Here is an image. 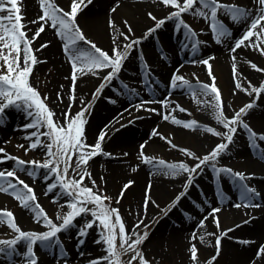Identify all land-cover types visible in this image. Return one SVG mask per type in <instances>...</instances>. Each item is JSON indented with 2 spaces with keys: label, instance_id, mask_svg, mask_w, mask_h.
Listing matches in <instances>:
<instances>
[{
  "label": "bare ground",
  "instance_id": "1",
  "mask_svg": "<svg viewBox=\"0 0 264 264\" xmlns=\"http://www.w3.org/2000/svg\"><path fill=\"white\" fill-rule=\"evenodd\" d=\"M51 2L65 11L70 10L71 0H51ZM86 2L87 0H85ZM221 2L251 9L253 14L258 7L255 0H221ZM21 3L23 4L21 7L23 22L27 25L30 38L39 27V24L30 23L37 20L38 16L42 14L39 0H21ZM113 7H116V11L111 13L110 10ZM171 11V8H165L158 0L156 2L154 0H92L91 4L83 7L76 22L89 40L111 55L112 49L115 47L112 40L114 35L117 36V43L123 50L125 44L130 43L133 39H141L145 32L154 26V21L149 18L148 13L161 19ZM182 18L185 21L186 17ZM219 19L228 24L227 28L232 35L223 39L221 43H216L211 31L205 28L195 29L199 37L198 41L201 42L198 52L189 55L187 50L186 53L184 52L185 54L183 53L181 60L176 56V52L181 50L178 43L172 44L166 38L164 40L167 43L161 48L156 45L157 48L153 47L150 41L151 44L147 42L148 40L134 46L124 61L118 78L114 79L97 98L95 109H93L90 121L86 125L85 138L89 145H94L102 130L106 131L107 135L102 142V153L90 161L97 167V171L108 185L120 188L121 191L124 185L132 182L124 192L122 199L126 201L127 219L135 220L134 223L132 222L133 227L137 223L138 217L143 218L144 223L148 220L150 217L148 211L153 206L165 202L168 198H175L188 178L187 173L175 176L165 175L163 171H157L151 164L138 162L136 159L141 155V145H145L143 153H146L154 163L164 160L167 164L183 162L193 166L196 162L189 160V157L181 152V149H186L200 157L205 151L211 150L219 139V137L200 129L212 127L219 132L226 131L216 123L213 109L212 111L204 109L203 112L197 113L190 112L186 105L187 96L180 93L183 87L171 88V77L174 72H177V69L179 70L177 74L182 75L188 82H198L199 85L211 84L212 79L208 75V67L195 61L212 57L209 63L215 82L217 81L215 86L220 94L224 98L228 96L233 105L241 103L240 108L255 100L256 106L249 110L243 120L254 132L264 134L262 132L264 131V93L256 98L255 93L249 96L244 91H240L235 87L237 81H234L232 72V57L235 56L239 82L245 88H247L248 82H251L253 86H259L261 82H264V72L255 71L251 64L264 69V56L256 48L250 47H241L232 53L230 49L235 40L243 35L247 22L233 23L224 16H220ZM109 20H112L117 28L129 35L128 41H124L108 26ZM125 21L132 28L131 34L128 33L124 25ZM206 27H209L208 23H206ZM168 29H177L174 21L166 22L156 33L165 34ZM179 31L181 32V30ZM253 39L255 40V37ZM257 43L260 44L259 41ZM43 44L48 46L40 51H35L40 49ZM32 46L36 57L39 56L51 68L48 73L47 87L57 117L69 110L70 103L72 104L71 110L78 106L81 99L85 98L88 92H92V85L97 79L95 76L106 75L109 71L104 70L97 75L78 74L75 101H71L69 97L72 88V69L68 55L63 52V42L57 37L55 30L46 25L45 31L40 34ZM78 46L83 49L88 48L83 42H80ZM175 47L177 51H175ZM260 47L264 48V44H260ZM153 48L159 51L156 52ZM159 54L166 59L162 60ZM138 56L147 60L152 74L145 69L142 61L137 59ZM190 59H193L194 62H188ZM141 71L145 76V83L143 82L144 76L139 79L142 75ZM199 85L191 86L198 88ZM167 88L170 89L169 93H167ZM57 93L60 94V99L57 98ZM201 98L202 101L208 100L214 103L212 96H201ZM164 100L169 102L167 108L163 107L161 103H148L144 107L155 109V112L143 109L137 111V106L141 105L143 101ZM176 105L186 111L173 110ZM225 112L228 117H232L227 111ZM164 115H170L182 122L194 120L199 127L195 130L186 129L182 125L172 123L171 120L165 121ZM28 122L23 112L12 107L6 109L3 117H0V148H3L7 154L14 156L12 147L30 143L26 137L33 130H25L24 127ZM154 129L158 131L159 135H151ZM160 135L171 140V144L167 140L161 139ZM173 144L176 145L175 148L172 147ZM257 144L258 148H250L247 133L242 128H238L233 143L218 158L216 162L219 164L216 165L217 167L230 168L250 177L243 183L255 188L259 193L251 201L252 204L260 205L259 207H234L237 203H244L241 200L238 182L235 180L232 186L228 184L224 190L221 185L215 189L217 194L218 192L223 193V199L218 195L214 196L215 190H211L209 184L214 180L220 182L226 175L222 174L217 177L211 171L210 165L205 166L203 171L193 179V184L187 190V195L176 204L169 214V221L166 220L167 222L158 226L149 236L144 246L146 253L157 260L177 256L180 259L179 263L193 264L189 251L193 243L198 250L208 254L211 250L216 249V238L222 233H226L221 238L220 249L230 254L228 256L229 264H264V255L257 257L258 249L264 246V160L259 158L260 152L264 151V142L258 140ZM105 153L109 155H105ZM13 165L14 161H7L0 164V170H11ZM236 165H239L237 169ZM26 172L27 170L17 171V175L19 179L27 181L33 188L37 202L42 209L45 212L50 208L58 209L57 204L64 197L56 194L59 192L58 190L46 194L47 184L50 180L45 181L44 171L40 170V174L35 179L28 176ZM149 185H151L150 192H148L150 202L145 215L143 203ZM198 192L203 193V197L205 194V200H200L201 196L196 195ZM213 208L220 209L215 214L219 219V228L216 227L212 216L209 215ZM0 210L11 211L16 224L23 231L44 230L41 224L35 222L33 213L21 207L11 195L0 193ZM205 216H208L205 227H198L199 222ZM2 228L7 229L8 227L0 225V232L3 231ZM229 229L231 231H228ZM193 232L197 234L196 239H193ZM60 234L58 236H61ZM201 235L205 237L203 242L199 239ZM78 239L84 240L83 245L79 248L77 247ZM96 239L92 229L88 230L86 237H78L76 233V237L70 239L64 248L67 253L65 257H60L56 248H53L48 256H43L39 254V249L42 247L34 246L38 264H89L91 260L98 257V247L94 243ZM245 241L247 243H244ZM17 251L23 253L25 251L23 245L18 246ZM206 258L212 264L217 260L215 258L216 260L212 261V258ZM0 264H24V261L20 256L13 259L0 257Z\"/></svg>",
  "mask_w": 264,
  "mask_h": 264
},
{
  "label": "snow or ice",
  "instance_id": "2",
  "mask_svg": "<svg viewBox=\"0 0 264 264\" xmlns=\"http://www.w3.org/2000/svg\"><path fill=\"white\" fill-rule=\"evenodd\" d=\"M158 2L165 8H171L172 11L163 19H157L152 13H148L149 18L154 21V26L148 29L143 39L152 36L167 21H174L176 28L181 30L186 35L187 40L191 42L190 45L186 44L185 47L190 46L191 51L196 53L201 42L195 39L197 34L183 20V15L190 14L194 17L203 18L209 24L216 43H221L223 39H227L232 35L225 24L219 19L220 16H224L233 23L247 22L246 30L240 38L235 40L230 51L235 53L241 47H250L256 48L264 56V48L260 47V44H264V0H255L258 6L255 14H253L251 9H245L235 4H226L221 2V0H158ZM91 3L92 0H87L86 3L85 0H71L70 10L65 11L53 4L51 0H39L42 14L38 16L37 20L30 22L32 24H39V27L29 38L27 25L23 22L24 17L19 6L20 0H0V61L3 62L0 68L4 69L3 73L0 74V117H3L5 110L10 107L23 112L29 121L24 126L25 130L33 129V131L26 137L30 141L28 146L18 145L17 147L25 148L26 153L29 150H35L37 148L44 149L43 161H24L19 157L7 154L3 148H0V164H4L7 161H14L11 170H0V193L13 196L21 207L33 213L36 223L41 224L47 229L41 233L23 231L16 224L14 214L11 211L0 210V225H5L14 234V238L12 239L0 240V257L10 259L13 256H20L24 264H38V259L34 251V246L37 245L45 249L56 248L59 256L65 257L67 253L58 239V234L70 228L77 227L74 223L77 218L90 215L92 219H85L83 226L79 227L77 235L78 237H86L89 229L93 227L98 228L99 238L94 243L102 246L101 250L104 255L91 260L89 264H124L121 256L125 254H131L126 264H136L137 261L138 264H150L141 250V245L148 238L149 233L144 231L143 234H140L136 231L144 223L143 218L138 217L137 223L129 231L122 220L119 209L110 206L113 198L99 190V186L87 171L86 166L89 161L96 155L102 153V142L107 135V132L102 130L94 145H88L86 143L84 130L87 120L85 114L88 112L90 104L84 105L78 112L72 113V104L70 103L69 110L61 114L63 120L54 119L56 113L49 109L45 103L48 97L42 98L30 83L34 66L37 63L43 62L37 59L32 44L45 31L46 25L55 30L57 37L63 42L65 54L68 55L72 69V88L69 97L71 101H75V86L78 74L86 75L91 73L97 75L101 71L109 70L106 75L101 77V83L98 85L96 92L93 93V100L98 98V95L114 79L118 78L124 61L127 59L133 47L141 43V39L131 40L121 50L120 45L117 43V36L114 35L112 40L115 47L112 49V54L110 55L100 49L84 35L76 22L77 16L83 10V7H87ZM115 11L116 7L110 10L111 13ZM124 25L128 33L131 34L132 28L128 25L127 21L124 22ZM108 26L121 36L124 41L129 40V35H126L117 28L112 20H109ZM253 37H255V40ZM80 42H83L88 48H80L78 46ZM47 46V44H43L40 46V49H36L35 51H40ZM162 58L166 59V57ZM210 59L212 57L195 62L208 67V75L212 79L211 84H201L198 88H193L182 75L177 74L179 71L177 69V72H174L171 77L170 86L172 89L187 87L194 99L200 96H212L214 103L199 99H196V102L204 106H210L214 110L213 117L216 123L221 125L226 131L219 132L212 127H205L200 130L210 133L213 136L221 137L225 142L218 143L208 154L202 157L196 156L186 149H181V152L187 157L196 161L191 167L183 162L167 164L164 160H159L154 163L151 158L144 156V144L141 145V157L144 163L153 165L157 171H163L165 175L175 176L181 173L188 174V178L183 185V190L175 197L170 207H174L187 195L188 188L193 184L194 175L198 174V170L203 171L204 167L208 165H211V171L217 177L223 174L238 182L241 200L244 203H237L234 207H259L260 205L251 203L259 193L255 188L243 183V181L250 177L244 173L234 172L230 168L217 167L216 165L218 158L233 143L238 128H242L247 133L250 148H258V140L264 142V134H257L243 120V117L248 114L249 110L256 106L255 100L245 104L232 117H228L224 109L220 91L215 86V77L212 74L209 63ZM232 59L233 79L237 81L235 87L240 91H244L249 96L255 93L256 98H259L264 93V82H261L259 86H253L251 82H248L247 88L243 87L237 76L236 57L233 56ZM249 63L251 64V62ZM251 67L257 72H264V69L257 67L255 64H251ZM147 68L148 66L145 64V69ZM125 87L127 86L125 85ZM57 98L60 99L59 93H57ZM81 103L83 104L84 102L81 101ZM148 103H161L163 107L167 108L169 102L167 100L143 101L141 105L137 106V111L143 109L144 111L155 112V109L144 107ZM176 109L181 112L186 111L179 105H176V108L173 110ZM163 119L165 121L171 120L172 123L182 125L186 129L195 130L199 127L194 120L182 122L175 119V117H170V115H164ZM151 135L157 136L159 133L154 129ZM160 138L167 140L171 144V140L167 137L161 136ZM172 147L175 148L176 145L173 144ZM105 155L109 154L105 153ZM259 158L264 160V151L260 152ZM22 170H27L26 174L33 179L40 174V170H43L45 181H53L47 184L46 194L59 189V192L56 194L68 198L66 205H61V207H67L68 211L63 215L57 214L56 219L60 221L59 224L47 216V213L37 202L33 188L19 179L17 171ZM85 178L92 181V187L84 184ZM131 183L129 182L124 185L120 195L115 199V203H120L124 192ZM150 188L151 185L148 186L143 203L145 215L150 202V196L148 194ZM217 195L222 199L224 198L222 192H218ZM156 207H159V205H156ZM168 210L170 208L164 209L162 212L166 215ZM219 211V208H213L209 214L212 216L217 228H219V219L215 214ZM207 219L208 216H205L199 222L198 227H205V221ZM144 227L146 229L148 225H144ZM228 231H231V229ZM223 235H226V233H222L215 240L217 256L220 253L221 238ZM196 238L197 234L193 232V239ZM199 239L203 242L205 237L201 235ZM83 243V239H78L77 247L79 248ZM244 243H247V241ZM20 245H23L25 249L23 253L17 251ZM189 251L193 264H198V249L194 243L190 246ZM80 254L83 255V253ZM262 255H264V246H261L257 251L258 258ZM215 258L213 257L212 261ZM209 264H212V262L209 261Z\"/></svg>",
  "mask_w": 264,
  "mask_h": 264
},
{
  "label": "rangeland",
  "instance_id": "3",
  "mask_svg": "<svg viewBox=\"0 0 264 264\" xmlns=\"http://www.w3.org/2000/svg\"><path fill=\"white\" fill-rule=\"evenodd\" d=\"M22 3H21V0H20V7H22ZM169 14V13H168ZM168 14H166L163 18H165ZM183 16L186 17L185 19V22L191 26L192 29H201V28H205L207 29L208 31H210V28L209 27H206V21L203 19V18H199V17H194L190 14H184ZM161 18V19H163ZM167 22H170V21H167ZM223 22V21H222ZM226 24L225 26L228 27V24L227 23H224ZM209 26V24H208ZM147 32H145L146 34ZM169 33V32H168ZM145 34L141 37V42L142 41H145V40H148L147 42H149L150 40H152L153 42L156 41L155 37H148L147 39H143V37L145 36ZM155 34V33H154ZM165 35L166 37L168 36V34H163V35H160V39H158V43H160L161 45L164 44V40H161L163 38H165ZM28 36H29V32H28ZM152 37V38H151ZM151 42V41H150ZM149 42V44H151ZM33 48V46H32ZM34 50V48H33ZM139 58V57H137ZM37 59L39 61H43L39 58V56H37ZM193 59H190L188 62H192ZM194 62V61H193ZM2 61H0V65H2ZM50 67L48 66V64L46 62H42V63H37L34 68H33V72H32V75L30 77V83L31 85L39 92L40 96L43 98V97H48V99L45 101V103L47 104L48 108L53 110L54 111V108H53V105H52V102H51V96L49 94V91H48V87H47V81H48V78H49V75L48 73L50 72ZM4 71L3 68H0V74H2ZM104 76V75H103ZM101 77H96L97 78L95 80V82L93 83L92 85V92H88L87 96L85 98H82L81 101H83L84 103L82 104L80 102V104L78 106H76L75 108H73L71 110L72 113H76L78 112L81 107H83L84 105H89L90 104V107L88 109V112H86L85 114V118L87 120V123L86 125L89 123L90 121V117L93 113V109H95V103L97 101V98L95 100H93V93L96 92V89L98 87V85L101 83ZM217 82V81H216ZM215 82V84H216ZM190 85H199L198 82H189ZM226 89V88H225ZM227 90V89H226ZM168 89H167V93H168ZM164 93V92H163ZM182 95H184L185 97L187 96V100H186V105L188 107V109L190 110V112H193V113H197V112H203L204 109H208V110H211L212 111V108L210 106H204L203 104H198L196 102V99H199L202 101V98L201 96L200 97H197L196 99L193 98L190 90L187 88V87H183L182 88V91L180 92ZM100 95V94H99ZM98 95V97H99ZM166 95V94H165ZM164 95V96H165ZM75 97H76V94H75ZM221 99H222V102H223V105H224V109L225 111H227L231 116L234 115V113L236 111H238L240 109V104L238 105H233L231 102H230V98L227 96L226 98H224L223 95H221ZM249 103V102H248ZM68 111V110H66ZM64 111V112H66ZM214 111V110H213ZM55 112V111H54ZM54 119H57V120H63V116L60 115L59 117L55 116ZM86 125H85V130H86ZM223 128V127H222ZM33 130V129H32ZM84 130V135H86V132ZM225 130V129H224ZM264 132V131H262ZM161 136V135H160ZM47 142V141H45ZM222 142H225L222 138L219 137L218 139V142H216L213 146H212V149L218 144V143H222ZM86 143L89 145L88 141L86 140ZM21 145H24V144H21ZM28 145L25 144V147H27ZM13 149V155L15 157H20L21 159L25 160V161H32V160H36V161H43L44 159V149L43 148H37L35 150H29L25 151V148H21V147H12ZM211 149V150H212ZM211 150H208L207 152L205 151L203 155H201L200 157L208 154ZM144 154V153H143ZM144 156L147 157V154L145 153ZM138 162H141V163H144L143 162V158L141 157V155H139L138 159H136ZM189 160H192L191 158H189ZM196 162V161H195ZM216 164H219V162H216ZM239 165H236V169ZM87 167V171L91 174V177L92 179L95 180L96 184L99 186V190L102 191L105 195L109 196V197H112V203H111V207H114V208H118L119 209V213L122 217V220L124 221L125 225H126V228L131 231L133 229V225H132V222L134 223V221H132L131 219H127V205H126V201H124L123 199H121L120 203L117 204L115 203V199L120 195L121 191H120V188H116V187H112L110 185H108V183L103 179V177L99 174V172L97 171V167L95 165H93V163L91 161H89L88 165L86 166ZM191 167V166H190ZM211 167V165H210ZM202 171L198 170V174H195L194 175V178H196ZM235 172V171H234ZM70 176H71V172H70ZM228 177L229 176H225L223 177V179L221 181H223L225 184L228 183ZM193 178V179H194ZM215 178V176L213 177V179ZM212 179V180H213ZM53 181L50 180L49 183H52ZM212 182V181H211ZM26 184L29 185V183L26 181L25 182ZM215 183V182H214ZM213 182L209 184V186H214ZM84 184L88 187H92V181L89 180L88 178H85L84 180ZM223 184V183H222ZM189 189V188H188ZM59 191V189H56ZM183 190V187L180 189V191L177 193V195ZM197 195V194H196ZM175 198H168L167 200H165V202H162L161 204H159V207H156L153 206L152 209H150L148 211L149 213V218L148 220L143 223L139 229H137L136 231L139 232L140 234H143L144 231H147L149 233L148 235V238L149 236L153 233V231L158 227L160 226L161 224L169 221V214H171L173 208L174 207H170V205L172 204V201L174 200ZM60 203L57 204L58 206V209H54V208H50L49 210H47V216L49 218H51L55 223L59 224L60 221H58L56 219L57 217V214L59 213L60 215H63L65 214L68 209L67 207H61V205H66V203L68 202V198L67 197H64V199L62 201H59ZM125 202V204H124ZM107 203V202H106ZM89 207H91V205H89ZM167 211V214L165 215L164 212H162V210L164 209H169ZM190 209V208H189ZM148 210V209H147ZM85 219L87 220H91L92 217L90 215L88 216H85V217H81V218H77V220L74 222L77 227H73V228H70L69 230L67 231H64V232H61V236H58V238L60 237L59 241L62 243L63 245V248H65V246H67V242L70 240V239H73L74 237H76V233L78 232L79 230V227L80 226H83L84 224V221ZM167 220V221H166ZM130 221V223H129ZM144 225H148V227L145 229ZM2 232H0V240H5V239H8L9 237H13L14 238V234L10 231L9 228L7 229H4L2 228ZM9 230V231H7ZM47 229L44 228L43 231H37V233H41V232H44L46 231ZM92 232H93V236L95 235L97 237V239L99 238V229L96 228V227H93L92 228ZM9 234V235H8ZM147 238V239H148ZM96 239V240H97ZM147 239L144 241V243L141 245V250L143 251L144 253V256L145 258L150 262V264H182V263H179L180 262V259L175 256V258H166L164 260H157V259H154L151 255L147 254L146 251L144 250V246L146 245V241ZM95 240V241H96ZM97 247H98V250H97V256L98 257H101L104 255V253L102 252L101 250V245H98L96 244ZM40 250V251H39ZM38 251H39V254L43 255V256H48V253L52 250V249H45V248H40ZM214 252V253H213ZM200 253V254H199ZM130 255L131 254H125V255H122L121 256V260L124 262V264H126V262L130 259ZM202 255V256H201ZM228 256H230L229 253H227L226 251H221L220 249V253L219 255L217 256L216 255V249L214 250H211L210 252H208V254H204L203 252H201L200 250H198V264H209V260L206 258V257H209L210 259L213 258V257H216V261H214L213 264H229L228 263ZM13 257H16V256H13ZM205 258V259H204ZM16 260V259H15ZM136 264H138V261L136 262Z\"/></svg>",
  "mask_w": 264,
  "mask_h": 264
}]
</instances>
